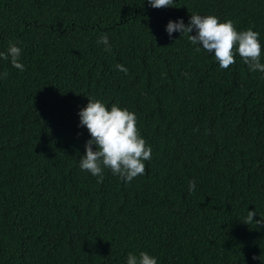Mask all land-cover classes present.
Wrapping results in <instances>:
<instances>
[{"label": "trees", "instance_id": "16d2710c", "mask_svg": "<svg viewBox=\"0 0 264 264\" xmlns=\"http://www.w3.org/2000/svg\"><path fill=\"white\" fill-rule=\"evenodd\" d=\"M192 13L258 32L264 63V0H0V52L25 66L0 59V264H264V227L243 223L264 218V73L170 38ZM89 99L135 113L144 175L80 170Z\"/></svg>", "mask_w": 264, "mask_h": 264}, {"label": "clouds", "instance_id": "9594fccd", "mask_svg": "<svg viewBox=\"0 0 264 264\" xmlns=\"http://www.w3.org/2000/svg\"><path fill=\"white\" fill-rule=\"evenodd\" d=\"M152 8L173 7L174 0H147ZM188 34L192 45H201L202 48L214 54L215 60L221 70L228 69L236 63L238 54L249 71L264 73V63H261V43L259 33L252 28L237 31L231 20L220 22L214 15L192 13L189 23L185 25L183 19L169 21L166 32L171 38L173 32ZM195 32L194 35L190 34ZM104 45V51L111 52L109 37L103 34L97 41ZM200 52L201 48L195 49ZM21 49L9 42L6 52H0V59L10 60L12 67L24 71L25 66L20 62ZM116 69L128 74V69L122 64H117ZM3 78L7 72L0 74ZM80 127H86L90 139L85 144V154L79 159L81 171H86L97 177V183H102L105 170H110L112 175L125 182L142 176L146 172L145 161L152 158V149L146 144L137 127L135 113L127 108L113 104L109 110L98 99H89L86 107L78 112ZM189 192H194L195 182L189 181ZM255 211H248L243 223L264 227V218L254 221ZM255 259V257H253ZM126 264H157V259L147 252L138 255L129 253Z\"/></svg>", "mask_w": 264, "mask_h": 264}]
</instances>
